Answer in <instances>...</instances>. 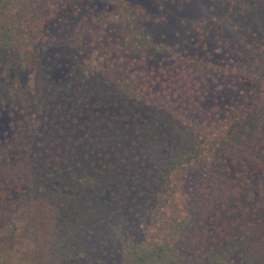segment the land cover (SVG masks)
<instances>
[{"label": "trees", "instance_id": "1", "mask_svg": "<svg viewBox=\"0 0 264 264\" xmlns=\"http://www.w3.org/2000/svg\"><path fill=\"white\" fill-rule=\"evenodd\" d=\"M68 1L0 0V264H264V43L212 65L152 42L119 1L76 23L53 81L36 44ZM208 75L251 98L208 120Z\"/></svg>", "mask_w": 264, "mask_h": 264}, {"label": "rangeland", "instance_id": "2", "mask_svg": "<svg viewBox=\"0 0 264 264\" xmlns=\"http://www.w3.org/2000/svg\"><path fill=\"white\" fill-rule=\"evenodd\" d=\"M119 1L138 5L142 12L139 25L152 42L212 65L233 67L243 63L264 43V0H70L46 23L44 39L36 44L39 63L50 67L53 81L68 68V46L74 42L76 23L83 18L94 20L100 11L117 8ZM146 58L145 66L151 69H168L172 64L165 56L152 52ZM4 73L0 62V76H6ZM7 76L14 78L17 73L9 72ZM203 79L200 110L208 120H217L228 105H246L251 98L253 85L248 82L224 75ZM11 121L7 113L0 115V139L11 134ZM72 264L92 261L78 259Z\"/></svg>", "mask_w": 264, "mask_h": 264}]
</instances>
